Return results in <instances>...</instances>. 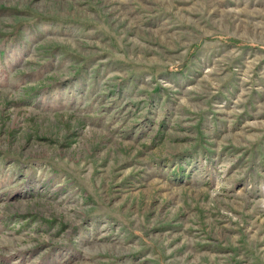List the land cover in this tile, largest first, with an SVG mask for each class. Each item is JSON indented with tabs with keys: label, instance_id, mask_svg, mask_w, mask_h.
<instances>
[{
	"label": "rangeland",
	"instance_id": "obj_1",
	"mask_svg": "<svg viewBox=\"0 0 264 264\" xmlns=\"http://www.w3.org/2000/svg\"><path fill=\"white\" fill-rule=\"evenodd\" d=\"M0 264H264V0H0Z\"/></svg>",
	"mask_w": 264,
	"mask_h": 264
},
{
	"label": "trees",
	"instance_id": "obj_2",
	"mask_svg": "<svg viewBox=\"0 0 264 264\" xmlns=\"http://www.w3.org/2000/svg\"><path fill=\"white\" fill-rule=\"evenodd\" d=\"M17 41V40H16Z\"/></svg>",
	"mask_w": 264,
	"mask_h": 264
}]
</instances>
